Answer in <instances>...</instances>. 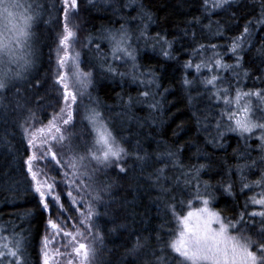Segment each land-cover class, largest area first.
I'll use <instances>...</instances> for the list:
<instances>
[{
    "label": "snow or ice",
    "instance_id": "1",
    "mask_svg": "<svg viewBox=\"0 0 264 264\" xmlns=\"http://www.w3.org/2000/svg\"><path fill=\"white\" fill-rule=\"evenodd\" d=\"M232 3L233 0H212L211 9L215 11L225 6L231 7ZM58 5L53 3L49 6L35 0H0V21L3 22V31L0 32V95H6L14 89L15 95L20 97L22 91L41 87L40 81L33 84L27 76L34 66L29 42L34 35V25L43 11L49 8L62 10V34L59 36L57 50L59 71L53 80V85L58 86L55 87V103L59 106V112L54 111L47 124L41 122L37 127L36 115L28 109V115L19 124L26 141V158L23 160L21 175L24 177L25 191L32 195L36 208L41 215L48 214L44 234L40 236L38 255L32 258L37 260V264H95L98 251L96 245L103 243L104 239L95 223L101 215L96 210L97 205H103L104 215L110 216L105 223L113 224L112 232L128 228L127 223L120 222L128 220L124 202L126 198H114V182L108 180L97 183L96 174L104 169H112L117 180L126 181L129 173L127 160L132 159L143 164L148 157L122 146L124 138H117L96 107L85 108L80 119L81 126L77 130L76 117L80 116L78 98L92 84L93 72L82 69L79 52L72 53L76 32L70 27L69 14L78 9V0H58ZM203 7L207 13L209 0H204ZM145 19L151 21L152 16L144 12L141 6L139 16L126 19L119 28L110 29L102 35V39L107 40L110 45L113 60L132 62L133 82L138 79L135 75V69L138 68V48L133 47V40H153V46L160 44L165 59H177L170 51L172 41L166 40L159 33L155 37L146 35L148 25L143 24ZM136 20L143 27L137 24L133 28L132 24ZM194 22L199 24L201 19L195 18ZM236 26H239L238 21ZM254 26H264V0H260L258 15L244 23L240 35L232 38L228 46L227 52L234 58V63L224 62L222 54L217 51L220 46L198 44L191 48L189 59L183 64L185 70L194 65L197 73L193 80L185 77L183 84L191 87L198 82L209 93L210 101L223 105L220 118L215 124L216 136L208 143L215 145L218 138L224 137L225 132L221 129L237 133L246 144L252 137L258 142L255 149L248 145L247 154L242 157L251 163L237 169L242 182L241 191H250L252 184L264 188V40L255 54H251L255 47L251 42ZM206 27L210 29L211 24ZM260 31L264 32V27H260ZM136 32L139 35H135ZM215 35L223 36V31L217 28ZM91 43L90 39L89 44ZM245 43L249 44L247 49L244 47ZM99 47L97 44V48ZM61 50L63 55H59ZM194 58H199V62H195ZM103 63L107 65L104 70L113 76L123 78L128 75L118 72L108 63L107 58ZM203 70H206V74ZM147 76L151 77L147 80L149 85L156 84L157 88L160 87L155 69L150 70ZM249 80L252 81L251 86L246 83ZM21 82L26 88L21 87ZM139 83L144 84L145 80L140 79ZM150 95L154 94L149 91L140 92L139 97L143 99L129 97L127 103H144ZM43 99L44 97H37L35 102L40 104ZM192 99L189 97V102ZM157 104L158 102L150 103L148 106L154 109ZM17 107H20L19 100ZM196 119L197 123L201 122L200 116H196ZM204 119L207 120V116ZM224 120H227V124H224ZM253 151L259 154V160L252 159ZM176 155L167 152L156 156V160L162 161L166 156L173 168L182 170L184 165L175 158ZM41 161L44 162V167L37 168ZM48 165L52 167L45 171ZM205 167L201 164L198 167L193 166L191 172H182L186 185L191 186L192 180L197 181L195 198L203 205L187 211L186 215L183 211L177 215L176 196L173 195L176 187L170 185L167 163L165 167L158 168L145 177L157 192L158 207L160 204L164 205L165 212L171 213L177 220L179 230L171 231L169 235L174 238L167 241L157 229L152 230L156 233L154 237L151 234L147 237L137 235L136 242L125 253L130 257L127 264H264V194L259 198H249L252 205L259 206L260 211H242L236 217L225 218L209 207L210 199L201 197L198 181L199 174ZM258 168L261 170L254 174H258L259 179L251 184L243 182L247 178L245 169L252 172ZM49 172L55 175H49ZM57 177L61 179L57 180ZM61 184L74 189L79 196L77 200L72 190L67 192L71 207H66L63 193L57 191ZM204 188L208 192L211 185L205 183ZM232 189L233 184L229 183L223 191L231 195ZM124 190L121 185L120 191ZM183 203L180 201L181 205ZM188 205L192 207L191 201ZM53 207L56 209L55 218L51 215ZM73 208L79 213V218L70 215ZM34 215L32 211L22 216L17 215L16 218L22 221L21 224L9 221L8 227L0 229L2 233L11 228L8 235L0 234V264H29L31 241L28 233ZM25 220L28 221L29 228H24ZM163 227L162 225L161 228Z\"/></svg>",
    "mask_w": 264,
    "mask_h": 264
},
{
    "label": "trees",
    "instance_id": "2",
    "mask_svg": "<svg viewBox=\"0 0 264 264\" xmlns=\"http://www.w3.org/2000/svg\"><path fill=\"white\" fill-rule=\"evenodd\" d=\"M35 2L49 6L53 3L58 5V0ZM211 3L212 0H209L206 13L204 0H92L91 3L89 0H78L75 32L82 49V68L93 72L92 84L85 97L80 100L79 112L82 115L85 108L96 107L117 138H124L122 146L148 157L147 162L143 164L132 159L127 160L129 173L126 181L117 180L112 169H104L96 174L97 183L108 180L114 182V198H126L124 202L128 220L120 222L127 223L128 228L112 232L113 224L105 223L110 216L104 215L103 205H97L96 210L101 215L95 223L104 239L103 243L97 244L95 264H127L130 257L125 253L136 242L137 235L147 237L151 234L154 237L156 233L152 232L153 229H157L166 241L174 238L169 233L173 230L178 232L179 224L171 213L165 212L163 204L158 207L157 192L145 179L149 173L165 167V163L170 185L176 187L173 195L176 196L177 215H180L181 211L185 214L188 209L201 204L195 198L197 181L192 180L191 186H188L182 175V172H191L193 166L198 167L201 164L206 167L199 174V191L201 197L211 200L209 206L213 211L221 213L225 218H231L238 216L242 211L261 210L259 206L252 205L249 198H259L264 194V188L252 184L250 191H241L242 182L237 172L239 166L251 163L242 157L246 156L248 145L252 149L257 147L255 137L249 139L246 144L237 133L221 129L225 132L224 137L218 138L215 145L208 143L216 136L215 124L220 118L219 113L223 105L210 101L209 93L198 82L191 87L183 84L185 77L189 80L197 77L194 65L185 70L183 64L189 59L191 48L198 44L220 46L217 51L222 54L224 62L234 63V58L227 52L228 46L232 38L240 35L244 23L258 15L260 0H233L231 7L225 6L215 11L211 9ZM141 6L144 12L152 16L151 21L145 19L143 22L148 25L146 35L155 37L159 33L166 40L172 41L170 51L177 59H165L160 44L153 46V40H133V47L138 48V68L135 69L138 79L133 82L132 62L113 60L110 45L107 40L102 39V35L110 29L119 28L126 19L131 20L132 17L139 16ZM195 18H200L201 23L196 24ZM62 24V10L49 8L41 13L34 25L30 49L34 66L27 76L33 84L40 81L41 87L22 91L20 97L15 95L14 89L6 95H0V229L8 227L9 221L21 224L22 221L16 218L17 215L22 216L28 211L35 213L31 218V230L28 233L31 241L29 264H37V260L32 257L38 255L40 236L44 234L48 214L41 215L32 195L25 191L21 172L23 160L26 158V141L19 124L28 115V109L35 113L37 127L41 122L47 124L54 111L59 112V106L55 103V87L58 86L53 85V80L56 76V51L59 36L62 34ZM137 24H140L139 20L133 22L132 27ZM143 24L140 26L143 27ZM209 24L210 29L206 27ZM260 27L264 26L253 28L251 42L255 47L252 48L251 54H255L264 40V32L260 31ZM217 28L223 31V36L215 35ZM135 35L139 33L136 32ZM97 44L100 45L99 48H96ZM244 47L247 49L249 44L245 43ZM105 58L118 72L128 75L121 78L106 72L104 69L107 65L103 63ZM194 60L199 62V58ZM245 66H248L247 58ZM152 69L158 73L159 88L156 84L147 83L151 78L147 73ZM203 71L206 74V70ZM141 73L145 75L141 76ZM228 75L231 79L230 74ZM140 79H144L145 83H139ZM246 83L251 86L252 81ZM21 87L26 88V85L21 82ZM143 91L154 95H150L144 103H127L129 97L143 99L139 97V93ZM37 97H44L40 104L35 102ZM189 97L193 98L191 102ZM17 100L20 107H17ZM156 102V108L148 106ZM196 116H200V123H197ZM205 116L207 120L204 119ZM80 119V116H77V130L81 126ZM224 124H227V120H224ZM167 152L177 154L175 158L184 165L182 170L173 168L166 156L162 161L156 160V156ZM251 155L253 160H259L257 152L253 151ZM260 170L258 168L249 172L245 169L247 178L243 182L251 184L259 179L258 174L254 173ZM205 183L211 185L208 192L205 191ZM229 183L233 184L231 195L223 191ZM121 185L124 186V191H120ZM180 201L184 203L181 205ZM189 201L192 207H189ZM51 215L53 218L56 216L54 207ZM23 225L24 228H29L27 220L23 221ZM10 231L9 227L8 232L0 234L8 235Z\"/></svg>",
    "mask_w": 264,
    "mask_h": 264
},
{
    "label": "rangeland",
    "instance_id": "3",
    "mask_svg": "<svg viewBox=\"0 0 264 264\" xmlns=\"http://www.w3.org/2000/svg\"><path fill=\"white\" fill-rule=\"evenodd\" d=\"M76 13H77V10H76V12H75V11H74V12H70V14H69V24H70V27H72V29H73L74 31H75V27H76V24H75V15H76ZM2 31H3V22L0 21V32H2ZM76 36H77V35H76ZM0 39H2V37H0ZM29 43L31 44V43H32V40H30ZM58 48H59V44H58ZM58 48H57V50H58ZM96 48H97V47H96ZM75 52H79V54H80L79 59H80V62H81V67H82V49H81V47H80L79 44H78L77 37H76V39H75V43L72 45V53L74 54ZM110 53H111V51H110ZM59 55H63V51H62V50L59 52ZM57 59H58V52L56 51V74H57V72L59 71V69H58V65H57ZM82 69H83V68H82ZM88 88H89V87H88ZM88 88H87V90H88ZM87 90L85 91V94H84L83 96H81V97L78 98V100H79V104H80V100H81V98H82V97H85ZM85 103H86V101H85ZM82 116H83V113H82V115H81V112H80V118H81ZM76 118H77V117H76ZM257 135H258V133H257ZM40 167H44V162H43V161H41V162L37 165V168H40ZM51 167H52V165H48V166L45 168V171H48ZM49 175H55V173L49 172ZM60 179H61V177H57V180H60ZM70 190L73 191V195L76 196L77 200H79V196L76 195V192H74V189H69V188L67 187V185H65V184H61V185H60V188L57 189L58 192H62V193H63V200L66 202V207H71V204H70L69 198L67 197V192L70 191ZM68 201H69V202H68ZM202 206H203V205H202V203H201V204H200L199 206H197V207H202ZM209 207H210V206H209ZM54 208H55V207H54ZM194 208H196V207H192V208L188 209L187 211H189V210H193ZM210 208H211V207H210ZM83 210H86V209H83ZM187 211H186V213H187ZM55 212H56V209H55ZM186 213H185V215H186ZM70 215L79 218V213L76 212V210H75L74 208H73L72 212L70 213ZM89 242H90V238H89ZM96 247H97V245H96Z\"/></svg>",
    "mask_w": 264,
    "mask_h": 264
}]
</instances>
